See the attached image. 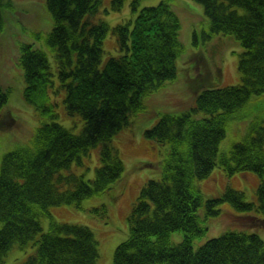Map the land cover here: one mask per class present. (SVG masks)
Wrapping results in <instances>:
<instances>
[{
  "label": "trees",
  "instance_id": "16d2710c",
  "mask_svg": "<svg viewBox=\"0 0 264 264\" xmlns=\"http://www.w3.org/2000/svg\"><path fill=\"white\" fill-rule=\"evenodd\" d=\"M171 1L140 8V0H133L135 18L112 25L106 14L123 10L125 0H110L105 8L103 0H47L48 29H35L31 33L35 42L15 44L17 66L11 64L7 76L23 70L25 87L20 95L35 106L40 123L27 140L8 139L10 149L0 159V263L16 243L23 247L31 241L35 251L17 264H99L94 229L57 221L48 212L64 204L83 208L85 199L121 180L125 184L126 164L114 139L124 126L138 123L160 157L133 163L150 159L159 174L140 188L128 216L129 234L117 246L113 264H264V239L255 231L226 230L197 249L194 245L209 230L203 221L221 216L225 202L264 220V117H253L247 134L229 152L220 151L229 123L246 118L244 109L252 96L264 92V0H195L203 5L207 19L195 12L194 5H183L201 17H194L200 23L192 41L206 44L196 52L189 47L190 33L188 47L182 42V20ZM12 7L13 1L0 0L3 37L12 31L20 35L11 24L16 21ZM21 31L29 34L26 27ZM110 33L116 55L105 59ZM237 43L242 48L239 84L190 90L181 107L170 106L175 112L158 115L144 102L180 72L214 76L206 52L217 67L223 56L219 49ZM184 54L190 55L184 59L186 65L178 61ZM193 61L196 66L190 64ZM11 83L0 80L1 132L18 124L8 105ZM157 115L152 125H144ZM63 117L72 125L82 119V130L72 132ZM92 149H98L99 162L95 175L87 179L77 166L89 168L84 159L90 158ZM218 165L231 175L257 173L256 200L231 186L219 196L205 197L198 181L209 178ZM90 211L107 216L104 202ZM43 215L51 219L48 230L42 225ZM176 230L185 235L173 243L170 235Z\"/></svg>",
  "mask_w": 264,
  "mask_h": 264
},
{
  "label": "rangeland",
  "instance_id": "374dc122",
  "mask_svg": "<svg viewBox=\"0 0 264 264\" xmlns=\"http://www.w3.org/2000/svg\"><path fill=\"white\" fill-rule=\"evenodd\" d=\"M11 1H13V7L9 11L14 15V19L16 20H11V24L19 30L20 35H18L16 31H12L6 37L0 35V46L3 50V54L0 57V80L3 83H7V80L9 79L10 83L12 82L11 84L13 85L11 86L9 84V86H11L12 89L15 88L14 91L11 89L8 105L16 114L15 116L18 124L10 131H0V159L3 157L4 153L10 149V146L7 145L8 139L13 138L14 136L19 143L25 141L40 123V116L37 113L38 111L35 110V106L28 103L24 100L25 97L23 99L20 95V88L22 87L24 91L25 87L24 78H21L24 75L23 70L17 67L18 72H16V74L13 73L9 76L7 75L12 70L11 64L15 63L16 65V60L19 54L16 45H19L20 42L23 41H34L33 38H31V33L39 28L47 30V23L49 20L47 0ZM132 1L133 0H125L123 10L121 9L116 12L109 11L105 16L106 20L114 25L121 21L125 23L129 18H135L138 11H132ZM159 1L160 0H140L139 7L141 8L144 5H154ZM188 1L172 0L171 3L174 5L175 9L178 8L176 11L179 13L182 20V42H185V45L188 47V35L190 33L189 47L191 46V50L196 52L200 50L201 47H205L204 44H206L203 40H200L198 44H194L192 41L193 30L194 28H197V20L194 17H197L199 20H201V17L196 14H191L185 7H183V5L188 4L190 7H193L194 5L193 8H195L196 13H200L203 19H207V17L202 4L195 0ZM103 5L104 8L105 6H110V0H103ZM22 27H26L29 34L25 35L23 31H21ZM113 38L114 35L110 33L105 41V46L108 47L107 49L105 48L107 54L105 59L108 56H111V54L116 55V52L112 49L115 41ZM226 47H221L219 49L223 56L220 58L221 64H217L218 68L216 67V62L214 61L213 56H210V54L206 52L207 55L205 56V59H207L209 63L212 60L214 65L212 74L214 76H209L212 80L206 77H197L193 72H180L179 77L175 80L166 81L158 90L144 97V102L152 106V109L158 115L165 111L175 112L173 111L174 109H170V106L181 107V104L186 102L184 100L189 97L190 90L192 92L197 91L198 93L204 88V86L239 84L240 72L238 63L239 52L242 50L241 45L238 44L237 47ZM204 51L207 50L204 49ZM186 55L187 54H184L178 60L185 65L186 61L184 59L190 58L189 54L187 57ZM190 64L196 66L197 62L193 61L190 62ZM220 67H222V70L219 71ZM215 69L217 70L215 71ZM10 76L15 79H10ZM244 111L246 113V118L232 121L227 126L226 136L220 143L221 152H229L233 144L241 140L247 134L253 117H264V92L260 95L252 96ZM155 112H153V115ZM158 115L154 120L145 123L144 125H152L158 118ZM63 118L65 120V122H63L73 130L72 132L79 133L82 130L84 126L82 119L78 124L72 125V123L66 120L65 117ZM132 118L137 120L135 116ZM72 119L75 120V118ZM144 119L145 117H142V121ZM138 125V123H132L129 126H124L114 139L115 145L122 153L126 164V170L123 175V177L126 175L123 178V181L127 180L125 184L121 180L117 186L114 185L106 192L85 199L82 205L83 208H77L72 204H64L60 206H52L49 209L50 212H48L51 213L57 221L85 224L94 229L101 253L99 264H113L114 253L117 246L125 240L129 234L128 216L131 212L132 205L139 194L140 188L147 180L155 178L159 174V168L151 165L150 161H147L150 159L140 160L136 164L133 163V161L138 158L147 157L155 159L157 155L158 158L160 157V154H157L156 148L152 149L153 142L146 138L144 129H139ZM154 144L157 146V143ZM160 148L162 147L160 146ZM90 154V158L84 159L85 164L89 165V168L77 166L78 173L85 170L86 173L84 171L82 173L86 175L87 179L92 178L95 175V169L99 162L98 149H92ZM128 169L130 170V173L127 176ZM259 179L258 174L255 172L235 173L231 175L218 165L212 170L209 178L202 179L198 181V183L200 184L205 197L219 196L228 186H231L243 191L249 200H256V188L259 184ZM103 202L107 208V216L99 217L94 215V213L90 211V208L97 204L103 205ZM222 209L223 213L221 216L208 218L203 221L204 225H209V230L205 236L195 239L194 245L196 249L209 238L218 236L229 229L243 231L245 228L247 230L259 231L264 239V220L251 218L249 213L247 214L238 211L228 202L222 204ZM100 214L101 213H99V215ZM259 216L263 215L260 214ZM50 220L51 219L48 216L43 215L41 217V222L45 230L50 228ZM184 235L185 232L183 230L174 231L171 235V241L173 243L180 242L183 240ZM35 248L36 245L31 241L28 242V244L26 243L23 247H20V245L16 243L14 247L11 248L8 257L6 256L4 261L0 264L20 263L24 261L29 254H32L35 251Z\"/></svg>",
  "mask_w": 264,
  "mask_h": 264
},
{
  "label": "bare ground",
  "instance_id": "6f19581e",
  "mask_svg": "<svg viewBox=\"0 0 264 264\" xmlns=\"http://www.w3.org/2000/svg\"><path fill=\"white\" fill-rule=\"evenodd\" d=\"M177 231V230H176ZM173 233V232H172ZM172 233H171V235H172ZM171 235H170V238H171Z\"/></svg>",
  "mask_w": 264,
  "mask_h": 264
}]
</instances>
